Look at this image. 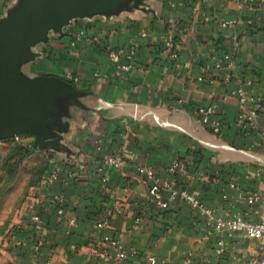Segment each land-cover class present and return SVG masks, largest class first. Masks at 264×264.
I'll return each mask as SVG.
<instances>
[{
	"label": "crops",
	"instance_id": "obj_1",
	"mask_svg": "<svg viewBox=\"0 0 264 264\" xmlns=\"http://www.w3.org/2000/svg\"><path fill=\"white\" fill-rule=\"evenodd\" d=\"M118 47L134 50L128 71L108 57ZM30 51L35 57L23 63L26 75L55 77L72 89L58 99L60 146L49 149L63 172L29 197L41 228L32 226L24 207L10 238L0 237V264H112L104 234L117 237L128 254L135 251L117 264H143L146 252L158 264H180L187 254L195 264L261 256L259 239L228 234L180 199L156 208L142 168L196 191L219 213L260 218V203L249 197L264 194V113L256 129L242 131L238 98L229 93L237 81L225 82L213 62L234 63L236 78L249 79L252 92L264 95V0L253 7L230 0H130L117 14L70 19ZM207 104L215 109L204 122L196 111ZM112 153L125 162L102 183L103 161ZM174 160L185 172L165 171ZM54 195L63 202L60 221L48 202ZM107 208L113 215L99 229L94 222ZM219 241L224 252L216 257Z\"/></svg>",
	"mask_w": 264,
	"mask_h": 264
},
{
	"label": "water",
	"instance_id": "obj_2",
	"mask_svg": "<svg viewBox=\"0 0 264 264\" xmlns=\"http://www.w3.org/2000/svg\"><path fill=\"white\" fill-rule=\"evenodd\" d=\"M128 1L15 0L0 17V139L30 133L33 147L59 148L58 99L72 89L55 77L26 75L23 63L35 57L30 47L72 18L117 14Z\"/></svg>",
	"mask_w": 264,
	"mask_h": 264
},
{
	"label": "built area",
	"instance_id": "obj_3",
	"mask_svg": "<svg viewBox=\"0 0 264 264\" xmlns=\"http://www.w3.org/2000/svg\"><path fill=\"white\" fill-rule=\"evenodd\" d=\"M240 7H253L258 0H230ZM1 3H8V0H0ZM225 25V23H224ZM81 34V33H80ZM96 39V38H94ZM170 56L176 58V45H170ZM134 50L131 47H118L108 50V57L112 60L121 71H128L130 69V63ZM213 68L222 74V78L225 82H230L231 79H235L236 84L229 88V93L235 95L238 98L240 108L237 111L236 117L239 128L249 133V131L256 129V118L259 113H264V95H256L250 89V80L236 78V65L229 63L224 65L219 59L214 60ZM132 117L138 116V105L134 103L132 105ZM215 106L213 104H207L197 108V115L204 121H208V116L214 112ZM215 132L218 130L215 122H210ZM105 168V176L102 178V183H105L108 179L107 172L110 169H117L124 165V158L119 153H112L105 157L103 161ZM50 170L42 176L39 180L36 188L49 187L52 183L62 174L63 167L61 164H57L50 160ZM165 171L169 174H182L185 172L184 167L177 160L172 161ZM142 172L149 178V186L147 194L151 199L152 204L159 209H167L170 202L180 199L187 203L192 209L196 210L199 215L204 216L209 222L213 223L216 227L224 229L228 234L232 232H240L244 236L251 239H259L262 243L263 251L259 258H249L242 260L241 264H264V194L259 192H253L249 199L250 201H256L260 203L262 207V213L258 220H249L241 214H222L214 209L207 207L200 199L196 191H190L186 187H177L168 178H162L157 175L156 171L150 167H143ZM233 187V184H230ZM56 212L57 219L60 221L63 219V202L59 195H54L48 200ZM36 201H27L25 207L30 211V222L33 227L40 229L42 224L38 209L35 207ZM113 215V211L107 208L101 213L94 222L95 227L99 229H105L109 225V221ZM138 220V218L136 219ZM70 223H74V219L70 218ZM13 230H7L4 239L8 240L12 235ZM110 249H112V264H117L120 261L126 259L128 255L135 254V251H131L129 254L123 248L117 237L104 234L101 238ZM215 256L220 257L224 252V244L219 241L218 246L214 250ZM143 264H158V259L154 253L146 252L143 256ZM180 264H195L194 258L191 254H187L181 260Z\"/></svg>",
	"mask_w": 264,
	"mask_h": 264
},
{
	"label": "rangeland",
	"instance_id": "obj_4",
	"mask_svg": "<svg viewBox=\"0 0 264 264\" xmlns=\"http://www.w3.org/2000/svg\"><path fill=\"white\" fill-rule=\"evenodd\" d=\"M13 1L0 2V14L2 11L6 12L13 5ZM20 135L0 139V237L2 239L5 238L6 231L14 226L16 219L22 215V210L39 180L51 169L52 153L44 149H40L42 151L39 152L37 151L39 148L35 147L20 165L17 164L21 152L18 151V147H14L16 142L26 143L30 140V137ZM45 164L48 167L42 173L39 167Z\"/></svg>",
	"mask_w": 264,
	"mask_h": 264
},
{
	"label": "trees",
	"instance_id": "obj_5",
	"mask_svg": "<svg viewBox=\"0 0 264 264\" xmlns=\"http://www.w3.org/2000/svg\"><path fill=\"white\" fill-rule=\"evenodd\" d=\"M20 136H24V135L21 134ZM26 137H31V136H30V134H26ZM14 147H18V151L21 152V155L18 157V159L16 161L18 165H20L22 160L24 158L28 157L32 153V151L34 150V148L32 146V139H30L26 143L17 141L16 145ZM47 167H48L47 164H45L44 166L42 165L41 167H39V170H41V172L43 173L44 170H46ZM42 173L39 175V178L42 175Z\"/></svg>",
	"mask_w": 264,
	"mask_h": 264
}]
</instances>
